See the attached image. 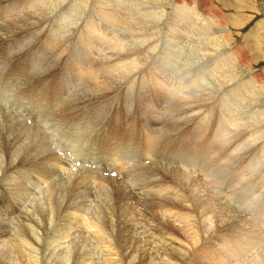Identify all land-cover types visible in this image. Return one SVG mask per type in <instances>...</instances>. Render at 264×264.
<instances>
[{"label":"bare ground","instance_id":"1","mask_svg":"<svg viewBox=\"0 0 264 264\" xmlns=\"http://www.w3.org/2000/svg\"><path fill=\"white\" fill-rule=\"evenodd\" d=\"M133 1L135 4L130 7L128 0H0V54L4 59L20 58V66L17 67L19 73L13 76L14 83L5 81L2 89L0 88L2 95L8 97L6 86L10 88L13 84H18L17 80L18 76L22 75L21 72L35 76V83L39 82V86L45 84L43 89L52 91L53 94L45 98L44 106L42 101L36 100L32 108L39 110L42 107L50 108L51 104L55 106L54 104L66 99L67 105L61 107L62 113L57 114L50 108L52 111L45 112L43 120L46 119L51 123L47 115L61 117V122L65 124L69 122L63 129L69 131V136L74 134L70 127L74 128L82 122L81 118L75 116L82 108H91L88 112H92V116L104 115L110 124L104 127L102 138L94 139L97 144L95 149L100 151L98 150L96 155L89 150V152L85 151L84 155L86 156L87 153L96 155L91 160H96L99 164L102 162L101 166L107 165V168L114 167L112 169L117 173L125 169L128 172L119 174L121 178L119 181V178L115 180L113 177H106L99 166H84L85 161L79 162L81 153H77L78 157L75 159L74 155L68 154L66 148L59 143V139L57 140L54 135L51 138L44 131L39 124L42 117L38 116L41 117L38 120L37 115L33 114L34 109H29L34 116L27 117L29 115L19 113L17 109L5 104L7 101L4 99L3 101V97L0 96V122L3 123V132L0 130V146L5 151L4 156L0 151V264H11V260L7 258L12 248L17 249L18 258L22 263L27 258L28 264H41L39 251L50 250L52 245L54 247L57 245H54L57 242L56 232L60 233L59 237L61 235L65 237L63 234L66 233V227L71 222H77L80 216H84L82 213L86 210V198L91 194L92 183L102 186L109 180L117 187L113 194H119V208L123 209L129 200L135 199L140 203L142 200L148 210H154L153 215H159L162 219L151 232L155 238L158 236L157 242L148 239L150 244H153L151 246L155 245V252H159L160 255L158 254L157 258L143 256L142 261L140 260L144 262L143 264H196V259L190 255L191 249L202 252L206 247L218 253L215 264H232L242 260L246 261V264L264 263V248L261 252L249 255L252 248L264 241V219L258 217L257 221L253 219L252 222L243 218L235 220L239 167L263 162L264 144L257 148L252 142L264 138V101H259L258 108H255L256 98L253 96L259 92L255 93L257 84L261 83L260 86L264 84H262L264 75L253 73L257 68L252 72L248 70L244 80H241L237 70L240 63L244 64L243 60L247 59V54L242 48L236 49L232 42L233 38L230 37L229 27L221 25V21L227 24L230 19V14L228 15L224 10L219 16L221 19L215 22V12L212 13L213 15L203 16L205 15L203 0L198 2L195 0L194 3L191 2L192 0ZM243 1L241 0V3ZM222 2L225 3L224 6L232 5L228 0ZM236 3L233 2L234 8L239 7ZM85 4L86 8L89 7V11L83 9L82 12V5ZM239 16L237 15L231 24L236 25L235 20ZM200 20L203 23H199ZM179 21L186 24L177 26ZM107 23L111 25L108 26ZM179 24L181 25L180 22ZM107 28L112 34L109 39H107ZM118 30L125 33H120ZM127 35L135 36L140 42L133 44L131 41L133 38L129 39L131 42H125ZM182 36L186 41L179 42ZM251 37L250 32L245 38L246 45L250 43ZM189 42H191L189 47L192 46V54L182 55L188 48L185 50L177 48ZM100 46L104 48L100 49ZM238 49L242 51L241 55ZM252 50L255 51V48ZM60 60H62L61 65L57 67ZM143 63H148L145 68L141 66ZM124 84V95L118 108L113 109V115L107 118L109 109H112V102L107 100V94ZM32 92L31 90V95ZM21 100V98L19 102L15 100L14 104L25 106V111L28 105L23 104L22 101L25 100ZM88 101L92 102L88 103ZM247 106L254 109L250 108L251 114L245 118L240 108ZM245 112L247 113L248 110ZM261 115H263V125L255 122L256 118L259 117V120L262 118ZM129 121L133 123L131 127L127 125ZM134 130L137 131V143L132 145L134 140L130 138V133ZM155 142L157 143L155 150L151 152L153 148L151 145ZM165 142H168L169 151L165 150ZM244 146L253 149L248 155L240 156L239 150ZM147 159L151 160L150 165L144 164ZM130 162L132 165L127 167ZM26 165H29L28 169L34 170L40 178L48 181L50 178L54 181L59 176L61 182L63 179L61 175L64 172L68 174L67 176L70 172L69 178L73 176L75 178L68 195L60 188L61 186L59 187V182L50 186L51 191L60 192V194L57 192V195L66 193L63 194L67 198L66 202L64 201V209L68 212L64 218L57 220L54 233L45 232L47 235L42 239L39 236V229L55 220L53 216L52 221L51 215L61 209L63 200L61 198L62 201H59L58 197L48 198V206L39 204L36 208L32 203L33 208L29 207L22 214L18 204L23 201L22 205H24L29 188L23 187L25 183L22 185L21 179L17 180L9 174L11 170ZM80 166H82L81 173L78 171ZM22 178L25 181L27 174ZM67 183L69 184V179ZM11 188L15 190L12 191ZM4 189L9 190L7 192ZM109 189L107 187V190ZM99 191L102 192L101 189H98ZM13 198H15L14 203L11 202ZM70 199H74L73 205H68ZM128 209L132 211V208ZM121 217L125 220L122 215ZM96 221L90 219L88 223L89 225L94 223L92 227H96L95 223L97 226L102 223ZM100 229L99 227L97 229L99 237L92 236L93 242L98 241L95 244L101 246H99L101 252L105 251L102 260L108 262L110 259L111 264H116L114 259L107 257V253H112L113 246L111 243H106L104 240L106 237L103 238L105 233L102 234ZM85 236L81 238L85 240ZM3 238L7 240L2 241ZM87 238L92 239L91 236V239ZM159 239L161 245L156 248L158 243L160 244ZM64 241L62 242L65 243ZM104 243L105 246L102 245ZM68 245L65 243L64 246ZM74 247H78L77 244ZM66 248H62L63 251ZM82 249H78L79 253L83 251ZM87 257L90 258V255ZM81 259L85 258L81 257ZM249 259L254 261L249 263ZM54 261L59 262L58 259ZM90 261L92 264L101 263L96 260ZM68 262L71 264L70 261ZM204 264L214 263L209 261Z\"/></svg>","mask_w":264,"mask_h":264},{"label":"rangeland","instance_id":"2","mask_svg":"<svg viewBox=\"0 0 264 264\" xmlns=\"http://www.w3.org/2000/svg\"><path fill=\"white\" fill-rule=\"evenodd\" d=\"M188 1H191V0H188ZM194 1L195 0H192L191 2L192 3H194ZM205 3H204V7H205V10H204V12H205V15H203V16H207L208 14H211V15H213L212 13L213 12H215L214 13V18H215V22L216 21H219L221 18H219V16H221V14H222V12H223V10H224V12H226V13H228V15L230 14V16H229V21L227 22V24H226V22L225 21H221V25H227L228 27H229V29H230V34H231V36L230 37H232V38H230V39H232V42H233V45L234 46H236V49L237 48H242L245 52H246V54H247V59L245 58L243 61H244V64L242 63H240L239 64V66H238V70H237V72H238V74H239V76H240V78H241V80H244V78L246 77V75L248 74V72L250 71V72H252V71H254V70H256L257 68V70L256 71H254L253 73H255L256 75H259V74H262L263 73V75H264V45H263V43H264V0H242L243 2L241 3V0H238V1H236V0H228V1H230V3H232V5H230V4H228V6H224L225 5V3L223 4V2H222V0H203ZM130 2H131V4H130ZM133 2V3H132ZM196 2H198V0H196ZM209 2V3H208ZM233 2L234 3H236V4H238L239 5V7H237V8H234V6H233ZM244 3V4H243ZM89 4H90V2H89ZM134 1L133 0H128V6H134ZM207 4V5H206ZM208 4H210V5H208ZM206 5V6H205ZM83 7V8H82ZM82 9H81V11L83 12L85 9V11H89V7L87 6V8H86V4L85 5H82ZM146 6H144V8H145ZM224 8H226V9H224ZM84 9V10H83ZM206 9H208V10H206ZM216 10H217V12H216ZM211 12V13H210ZM232 13V14H231ZM239 13V14H238ZM89 15H90V12H89ZM235 17H234V16ZM239 16V17H237V19L235 20L236 21V25H233V24H231V21L233 20V19H235L236 18V16ZM242 15V16H241ZM244 15V16H243ZM241 17H243V18H241ZM219 18V19H218ZM241 18V19H240ZM247 20H246V19ZM240 19V20H239ZM239 20V21H238ZM179 22L181 23V25L179 24ZM178 22V24H177V26H183L184 24H186L185 22L184 23H182L181 21H179ZM206 22V21H205ZM224 22V23H223ZM199 23H203V21L202 20H200V22ZM230 23V24H229ZM108 24V23H107ZM111 24H108V26H110ZM116 26H118V25H116ZM259 26V27H258ZM261 26V27H260ZM257 28V29H256ZM107 30H108V28H107ZM235 30V31H234ZM118 31H120V30H118ZM118 31H117V33H118ZM122 32H124V31H120V33H122ZM250 32L252 33V37L250 38L251 39V41H250V43L248 44V45H246V36H247V34H250ZM125 33V32H124ZM123 33V34H124ZM255 33V34H254ZM258 34V35H257ZM128 36H130V37H128ZM133 35H127L126 36V38H125V42H131V41H133V44L135 43L136 44V42L138 43V42H140L139 40L137 41V39H135L136 37L135 36H133ZM257 36V37H256ZM110 37H112V34L109 32V30H108V32H107V39H109ZM128 37V38H127ZM133 38V39H132ZM184 37L182 36V38L179 40V42H184V40L186 41V39L184 38ZM128 39V40H127ZM129 39H132L131 41L129 40ZM134 39H135V41H134ZM183 39V40H182ZM182 40V41H181ZM254 41H256V42H254ZM259 42H260V45H259ZM263 42V43H262ZM188 43V42H187ZM262 43V44H261ZM256 44H257V46H256ZM191 45V42H189V44H187V45H183L181 48H177V49H179V50H185V49H187V51L185 50L184 52H185V54H182V55H186V54H192L191 53V51H192V46H191V48L189 47ZM237 45H239L238 47H237ZM186 46H188V47H186ZM246 46H247V48H246ZM251 46V47H250ZM253 46H255V47H253ZM259 46H260V48H259ZM262 46V47H261ZM258 47V48H257ZM102 48H104V46H100V49H102ZM255 48V51H253L252 49H254ZM176 49V51H178ZM189 49H191V50H189ZM250 49V50H249ZM239 50V49H238ZM90 52H91V49L89 50ZM101 51V50H100ZM190 51V52H189ZM253 51V52H252ZM240 52H241V54H242V51L241 50H239L238 51V53H239V55H241L240 54ZM182 53V52H181ZM248 53H249V55H248ZM251 53H252V55H251ZM253 53H255V54H253ZM107 54H108V52H107ZM261 55V56H260ZM263 56V57H262ZM107 57H108V55H107ZM253 58V59H252ZM262 58V59H261ZM6 59H8L7 61H6ZM6 59H4L3 58V56L0 54V88L2 89V87L4 86V84L6 83V82H13L12 81V79H13V76H17L18 75V71H17V67H19L20 66V58L19 57H15V59L13 58V57H7ZM108 59V58H107ZM2 60V61H1ZM158 60H161L160 58H158ZM247 60V61H246ZM253 60V61H252ZM15 61V62H14ZM246 61V62H245ZM255 61V62H254ZM61 62H62V60H60V62L58 61V65H57V67L58 66H60L61 65ZM15 63H17V65L15 64ZM60 64V65H59ZM147 64L148 63H143L141 66L143 67V68H145L146 66H147ZM164 64V63H163ZM250 64V65H249ZM249 65V66H248ZM246 66V67H245ZM254 66V67H253ZM11 67V68H10ZM15 70H14V69ZM13 69V70H12ZM11 70V71H10ZM249 70V71H248ZM8 71V72H7ZM248 71V72H247ZM262 71V72H261ZM170 71L168 70V73H169ZM11 73V74H10ZM22 73V75H20V76H18V80H17V83L18 84H13L12 86H13V88H12V86L10 87V88H8V86H6L7 88H6V91H8V93H9V95H7L8 97V99L6 98V96L5 95H2V90L0 89V96H1V98H2V100L4 99V100H6L7 101V103H5V104H7V105H9V106H11V107H13V108H15V109H17V111L19 112V113H25L26 115H29V116H27V117H31L32 118V116H34V115H37V118H39L38 120H40L41 119V117H42V120L40 121L41 123H39L41 126H42V128L44 129V131H46V133L52 138V136L54 135V137L59 141V143L61 144V145H63V147L64 148H66L65 150L68 152V154H70V155H72L73 154V150H76V151H78V153H81V158H83V157H85V155H84V152L85 151H88L89 152V150L90 151H93V153L94 154H96L97 155V151L99 150L100 151V149H95V147H97V144L95 143V141H94V139L96 140L97 138H102V136H103V134H104V127L108 124H110L109 122V120L108 119H106V117H104V115L102 116V114H101V116L100 117H96L95 115H91V113L92 112H88L91 108H89V107H85V108H82V112L81 111H78L77 113H76V115L75 116H78L79 117V119L81 118V121L82 122H80V124L78 123L74 128H73V126H71L70 128H71V131H72V133H74V134H72L71 136H69V131L67 130V132L66 131H64L63 129H65L67 126H68V124H69V122H67L66 124L64 123V122H61V117H59V116H57V118H55V117H52L51 115H47L50 119H51V123H50V121H48L47 122V120L45 121V120H43V114L45 115L46 113H48L47 111H49L50 110V108L53 110V112L54 111H56L57 112V114H60V113H62L61 112V107H63L64 105H67L66 104V99L65 100H63V101H61V102H59V104H54L55 106H53V104H49L50 105V108H49V106H48V108L47 107H42V109H37V108H32V107H34L33 106V104H34V101H36V100H39V101H42L43 102V106L45 105V102H44V100H45V98L46 97H50L52 94H53V92L52 91H47V90H44L43 88L45 87V84L44 85H40L39 86V82H36L35 83V80H36V78H35V76H33V75H26V74H24V72H21ZM247 73V74H246ZM7 74V75H6ZM243 75V76H242ZM27 77V78H26ZM32 77V78H31ZM5 79V80H4ZM20 80V81H19ZM47 80H49V79H47ZM6 81V82H5ZM4 82V83H3ZM3 83V84H2ZM14 83V82H13ZM264 83V78H263V82H262V84ZM258 86H256L257 88H255L256 89V91H255V93L257 92V91H259V92H257L255 95H253V96H255V98H256V102H255V108H258V106H257V104H259V101H264V97L263 98H261L262 96H264V93L262 92V91H264V84L262 85V86H260L261 85V83L260 84H257ZM44 86V87H43ZM124 86H125V84L123 85V86H121L120 88H118V89H116V90H114L113 92H111V93H108L107 94V100L108 101H110V102H112V109H116V108H118V105H119V103H120V101H121V98H122V96L124 95V90H125V88H124ZM15 87H17V88H15ZM27 89H28V91H30V92H28L27 91ZM31 90L33 91L32 92V95H31ZM16 91V92H15ZM47 91V92H46ZM37 92V93H36ZM47 93V94H46ZM257 95V96H256ZM260 95V96H259ZM22 96V97H21ZM23 96H26V98L25 97H23ZM33 97V98H32ZM20 98L22 99V100H25V101H22L23 102V104H26V105H28L27 106V110H29L30 108L31 109H34V115L31 113V111L29 112V111H27V110H25L24 111V108H25V106H20V105H15L14 104V101L15 100H17L18 102L20 101ZM23 98H25V99H23ZM260 98V99H259ZM19 99V100H18ZM34 99V100H33ZM3 100V101H4ZM93 101V100H92ZM92 101H88V103L89 102H92ZM29 104H30V106H29ZM253 104H254V102H253ZM90 106H93L92 104H90ZM44 108V109H43ZM45 108H47L46 109V111H45ZM103 108H104V106H103ZM123 108V107H122ZM250 108H253L254 109V107H241L240 108V111H241V113H244L242 116L244 117L245 116V118H246V116H248V115H250L251 114V109ZM23 110V111H21V110ZM37 109V110H36ZM52 110H50V111H52ZM248 110V112L246 113L245 111H247ZM250 110V111H249ZM41 113H40V112ZM58 111H59V113H58ZM46 112V113H45ZM85 112V113H84ZM108 114H110V115H108ZM107 114V118H108V116L110 117L111 115H113V113L111 112H109ZM41 115V117H38V116H40ZM51 116V117H50ZM95 116V117H94ZM263 115H261V117H262ZM93 117V118H92ZM101 118V119H100ZM97 119H100V120H97ZM126 119H128V118H126ZM262 119V120H261ZM28 120L29 121H32L33 122V120L32 119H29L28 118ZM54 120V121H53ZM58 120V121H57ZM60 120V121H59ZM101 120H103L102 122H101ZM43 121H45V122H43ZM84 121V122H83ZM43 122V123H42ZM54 122H55V124H54ZM60 122V123H59ZM106 122V123H105ZM255 122H257V123H259L260 125H263V117L262 118H260V120H259V117L258 118H256L255 119ZM34 123H36V122H34ZM86 125H85V124ZM91 123H92V125H91ZM94 123H96V124H94ZM82 124V125H81ZM89 124H90V126H89ZM99 124V125H98ZM133 125V123L132 122H128L127 123V125L129 126V127H131L132 125ZM0 125L2 126L3 125V123H1L0 122ZM50 125V126H49ZM53 125V126H52ZM80 125V126H79ZM85 125V126H84ZM97 125V126H96ZM107 125V126H108ZM1 126H0V130L3 132V126H2V128H1ZM47 126V127H46ZM79 126V127H78ZM49 130H48V129ZM79 128H81V130L79 129ZM88 128V129H87ZM90 128V129H89ZM93 128V130H95V131H91V129ZM97 128H98V130H97ZM78 129V130H77ZM86 129V130H85ZM103 129V130H102ZM242 128H240V130H241ZM62 130V131H61ZM80 130V131H79ZM89 130V131H88ZM97 130V131H96ZM1 131H0V134H1ZM55 131V132H54ZM74 131V132H73ZM78 131V132H77ZM82 131H84V132H82ZM52 132V133H51ZM58 132H60L59 134H58ZM77 132V134H75ZM79 132H80V134H79ZM87 132H89V133H87ZM93 132V133H92ZM100 132L102 133V134H100ZM135 132V133H134ZM51 133V134H50ZM62 133L64 134V136H62ZM98 133V134H97ZM68 134V135H67ZM95 134H96V136H95ZM78 135V136H77ZM88 135V136H87ZM95 136L94 138L92 137V136ZM67 136H69V137H67ZM74 136V137H73ZM77 136V137H76ZM90 136V137H89ZM132 136V137H131ZM1 137V136H0ZM61 137V138H60ZM130 138L132 139V140H134L133 141V144L132 145H135L136 143H137V131L136 130H134V131H132V133H130ZM71 139V140H70ZM86 139V140H85ZM72 140H73V142H72ZM77 140V141H76ZM82 140H85V141H82ZM257 141H253L252 142V144L254 145V146H256L257 148L258 147H261L263 144H264V138H258V139H256ZM259 140V141H258ZM80 141V142H79ZM92 141V142H91ZM87 142V143H86ZM94 142V143H93ZM205 141H203V143H204ZM259 142V143H258ZM75 145H74V144ZM85 143H86V145H85ZM159 143H162V142H159ZM166 143V142H165ZM168 143V142H167ZM167 143H166V146H167ZM263 143V144H262ZM93 144V145H92ZM155 144H157L156 142L155 143H153L152 145H151V147H153L152 148V151L151 152H154V150H155ZM75 146V147H74ZM105 146V145H104ZM166 146H164L165 147V150L166 151H169L168 150V146L166 147ZM70 147V148H69ZM79 147H80V149H79ZM0 151L3 153V156L5 155V151H4V149L2 148V146H0ZM2 149H3V151H2ZM251 149H253V148H250L249 146H244L243 148H241L240 150H239V153H240V156H246V155H248L249 153H250V151H251ZM80 150V151H79ZM205 150V149H204ZM158 151H159V149H158ZM157 151V152H158ZM206 151V150H205ZM83 153V154H82ZM91 154V155H90ZM88 155V156H87ZM96 155H93L92 153H87L86 154V156L87 157H96ZM7 157H8V154H7ZM75 159L78 157L77 156V154H74V156H73ZM137 157V155L135 156V158ZM38 158V157H37ZM80 158V157H79ZM134 158V159H135ZM200 158V157H199ZM263 158V162L262 163H253V164H250V165H247V166H245V167H243V166H241V167H239V173H240V176H239V183H238V193H237V197H236V203H235V211H236V217H235V220H241V218H243L245 221L246 220H248L249 219V221H251V220H258V217L260 218H263L264 219V157H262ZM19 160V159H18ZM18 160H17V162H18ZM77 161V160H76ZM83 161H85V160H83ZM79 162L81 163V160L79 159ZM86 163V165H84V166H87V167H91V165H88L87 164V162H85ZM133 163H135V161L133 160ZM101 164H102V162H100V164L97 162V165H94V166H99V167H101V169H103L102 171L105 173V175H106V177L107 176H109V177H113L115 180H117L118 178V180L120 181L121 180V178H120V175L119 174H126V173H128L127 172V169H125V170H123V172H121V173H117V172H115V171H113V169L112 168H114V167H108L107 168V165L105 166H101ZM144 164L145 165H150L151 164V161L148 163V162H144ZM28 166L29 165H26V166H24V167H21L20 169H14V170H11V172H10V174H9V176L10 177H12V175H13V178H15V179H17V180H20L21 179V181H22V185H23V187H28L29 188V192L27 193V195H26V204L24 203V205H22L23 204V201L20 203V204H18V208L20 207L21 209H22V214H24L25 212H26V210L29 208V207H31V208H33V204L32 203H34V208H36L39 204H43L42 206H48V204H49V201H47V200H49L48 198H50V199H54L55 197H58V199H59V201H62L63 200V205H62V207H61V209H58L56 212L54 211V214L53 215H51V217H52V221L54 220V217H55V220L52 222V223H50L49 225H47V224H45V226L44 227H41L40 229H39V236H40V238L42 239V237L44 236V235H47L45 232H52V233H54V229H55V226L57 225L56 224V222H57V220H59L60 218H64L66 215H67V212H68V210L66 211L64 208H65V206H64V204H65V202H66V200H67V198L66 197H64L63 196V194L65 195L66 193V195H68V191L70 190V188L73 186V184H74V180L73 179H75L74 178V176L72 177V178H69V176H70V172H69V176H67L68 174L67 173H63V175H61L62 176V180H61V182L59 181L60 180V178L61 177H59L58 176V178L56 177L55 179L56 180H52V178H50L49 179V181L48 180H45L44 178H40L39 176H38V174L34 171V170H32L31 168H29L28 169ZM106 167V168H105ZM81 168H82V166H80V168L78 169V171H80L79 173H81ZM76 169V168H75ZM109 169V170H108ZM18 170V171H17ZM107 170V171H106ZM21 171V172H20ZM75 171V170H74ZM109 171V172H108ZM73 172V171H72ZM112 172H113V174H112ZM126 172V173H125ZM101 173V172H100ZM99 173V174H100ZM7 174H8V171H7ZM25 174H27V179H25V181H23L22 179V176L23 175H25ZM65 174H66V176H65ZM111 175V176H110ZM118 175V176H117ZM15 176V177H14ZM17 177V178H16ZM19 178V179H18ZM40 179V180H39ZM68 179H69V184L67 183L68 182ZM71 179V180H70ZM109 179V178H108ZM57 182H59L58 183V185H59V187L63 190V191H65L63 194H61V195H57L58 193L57 192H59V191H57V190H52L51 191V188H50V186L52 187V185L54 184V183H57ZM47 183V184H46ZM52 183V184H51ZM49 184V185H48ZM66 184H68V186L66 185ZM106 184V185H105ZM105 184H103L102 186H98L97 185V183H92V190L91 189H89V190H91L90 191V193L91 194H88V195H90L89 197H87L86 198V202H87V204L85 205V211H83V213L82 214H84V216L82 215V216H80L81 218H78L77 220L79 221H77V222H71V224H69L67 227H66V233L65 234H63V235H65V237H67L66 239H65V237L64 236H62L61 235V237H59V235L58 234H60L59 232H56V235H57V242L59 243H57V242H55V244L54 245H56L55 247L52 245L51 247V251L50 250H45V249H42V251L40 250L39 251V259L40 260H42L41 261V264H69V262L68 261H70L71 262V264L72 263H74L75 261V263L74 264H89V262H90V264H92L91 263V261L90 260H93V261H100L101 263H103V264H111V262H110V259L108 260V262H107V260L106 261H104V260H102L103 258H104V255L103 254H105V251H103V252H101V250H100V247L97 245V244H95V243H98V241H96V242H93L94 240H93V235H97L98 236V227L99 228H101L100 229V231L102 232V234H104V236H103V238L104 237H106V238H104V240H106V243L108 244V243H111V245L113 246V248H112V253L110 254V253H107V257H109V258H112V259H114L115 261H116V264H143L144 262H141L142 261V257L143 256H151V257H156L157 258V256H158V254L160 255V253L159 252H155V245L154 246H151V245H153V244H150V241H154V242H157V238H158V236H157V238H155V235H153V234H151V232L153 231L152 230V228H154V226H157L158 224H160V221H162V219H160L159 218V215H153V211L154 210H148V207H147V205H143L144 204V202L141 200V203H142V205H141V203L138 201V202H136L135 201V199H132V200H129L128 202H126L125 203V205H124V208L123 209H121V207L119 208V206H120V204L118 203V202H120V200L118 199V196H119V194L117 195V194H113V191H115V190H117V187L115 186V183H110V180H109V182L107 181V182H105ZM33 185V186H32ZM37 187H36V186ZM65 185V186H64ZM105 185V187H103ZM40 186V187H39ZM49 186V187H48ZM70 186V187H69ZM95 186V187H94ZM35 187V188H34ZM62 187H64V188H62ZM100 187V188H99ZM103 187V188H102ZM107 187H108V189L109 190H107ZM111 187H113V188H111ZM41 188V189H40ZM105 188V189H104ZM66 189V190H65ZM68 189V190H67ZM98 189H101V191L102 192H98ZM103 189V190H102ZM5 191H7L8 192V190L9 189H4ZM11 190L12 191H14L15 190V188H11ZM44 190V191H43ZM106 190H107V192H106ZM131 190V189H130ZM135 190V189H134ZM132 191H133V189H132ZM103 192H104V194H103ZM107 194H106V193ZM110 192H111V194H110ZM57 193V194H56ZM100 193V194H99ZM137 193V192H136ZM59 194H60V192H59ZM99 196H98V195ZM109 194V195H108ZM32 195V196H31ZM73 195V194H72ZM108 195V196H107ZM134 195V194H133ZM59 196H61L60 198H59ZM17 197V196H16ZM33 197V198H32ZM73 197H74V195H73ZM72 197V198H73ZM76 197V196H75ZM136 197L138 198V195H136ZM61 198H62V200H61ZM252 198V200H250ZM255 198V200H253ZM14 200L13 201H11L12 203H14L15 202V198H13ZM35 199V200H34ZM45 199V200H44ZM33 200V201H32ZM39 201V202H37V201ZM72 200H74V199H72ZM71 199H70V202H68L69 204L68 205H73L74 204V201H72ZM77 200L78 201H81V199L80 198H77ZM99 200V201H98ZM118 200V201H117ZM248 200V201H247ZM65 201V202H64ZM240 201V202H239ZM44 202V203H43ZM117 202V203H116ZM238 202V203H237ZM137 203H139V204H137ZM240 203V204H239ZM253 203V204H252ZM46 204V205H45ZM101 204V205H100ZM104 204V205H103ZM119 204V205H118ZM98 205V206H97ZM132 205V206H131ZM136 205V206H135ZM135 206V207H134ZM138 206H139V208H138ZM142 206V207H141ZM23 207V208H22ZM39 208V207H38ZM102 208V209H101ZM126 208V209H125ZM128 208H132V211L131 210H129ZM137 208V209H136ZM121 209V210H120ZM127 209H128V211H127ZM237 209V210H236ZM91 210V211H90ZM114 210V211H113ZM125 210V211H124ZM137 212H136V211ZM102 212L101 214H100V212ZM149 211V212H148ZM254 213H253V212ZM57 212H58V214H57ZM85 212H86V214H85ZM132 212V213H131ZM135 212V214H133ZM97 213V214H96ZM98 213H99V215H98ZM124 213H126V215H124ZM129 213H130V215H129ZM133 215V217H132V215ZM151 214V215H150ZM257 214V215H256ZM61 215V216H60ZM111 215V216H110ZM121 215L125 218V220L121 217ZM260 215V216H259ZM31 216V215H30ZM54 216V217H53ZM58 216V217H57ZM71 216H72V214H71ZM95 216V217H94ZM109 216V217H108ZM120 216V217H119ZM16 218H17V215L15 216ZM82 217H84V219L82 218ZM131 217V218H130ZM255 217V218H254ZM58 218V219H57ZM90 219L91 220H97L96 222H102V223H100V225H98L97 226V224L95 223V225H96V227H92L93 225H94V223H92L93 225H89V223H88V221H90ZM132 220V221H131ZM43 221H44V219H43ZM107 221H109V222H107ZM134 221H135V223H134ZM153 221V222H152ZM82 222H84V223H82ZM111 222V223H110ZM128 222V223H127ZM131 222V223H130ZM133 222V223H132ZM252 222V221H251ZM151 223V224H150ZM153 223V224H152ZM84 224V225H83ZM136 224V225H135ZM72 225V226H71ZM90 227H88V226ZM111 225H113V226H111ZM76 226V227H75ZM237 226H239V225H237ZM49 227V228H48ZM89 228V230H88V228ZM263 227H264V224H263ZM86 228V229H85ZM124 228V229H123ZM144 228V229H143ZM85 229V230H84ZM92 229V230H91ZM41 230V231H40ZM124 230V231H123ZM149 230V231H148ZM43 231V232H42ZM84 231H87V233L86 232H84ZM86 233L85 235H84V233ZM93 232V233H92ZM109 232V233H108ZM113 232V233H112ZM147 232V233H146ZM167 232V231H166ZM95 233H97V234H95ZM123 233V234H122ZM89 234V235H88ZM78 237H77V236ZM106 235V236H105ZM140 235H141V237H140ZM86 237L85 238V240H84V238L82 239L81 237ZM90 236H91V238H90ZM93 236V237H92ZM96 236V237H97ZM170 236V235H169ZM178 236L179 237H181V235L180 234H178ZM76 237V238H75ZM87 237H89V239H91V240H88V238ZM99 237V236H98ZM59 238V239H58ZM64 240H66V241H64ZM75 238V239H74ZM108 238V239H107ZM121 238V239H120ZM135 238V239H134ZM144 238V239H143ZM61 239V240H60ZM140 239V240H139ZM150 241H149V240ZM157 239V240H156ZM6 241L7 240V238H3L2 239V241ZM60 240V241H59ZM70 240V241H69ZM78 240H79V242H78ZM84 240V241H83ZM86 240H88V241H86ZM98 240V239H97ZM137 240V241H136ZM13 241H14V237H13ZM62 241H64L65 243H66V245H68V244H72V245H68V246H64L65 245V243H63ZM81 241V242H80ZM120 241V242H119ZM141 241V242H140ZM68 242V243H67ZM71 242V243H70ZM75 242V243H74ZM78 242V243H77ZM85 242V243H84ZM147 242V243H146ZM149 242V243H148ZM158 242H160V239H159V241ZM113 243V244H112ZM60 244H62V245H60ZM64 244V245H63ZM76 244H77V246L78 247H74V245L76 246ZM93 244V245H92ZM260 244H261V246L262 247H260ZM59 245H60V247H59ZM88 245V246H87ZM92 245V246H91ZM102 245H104L105 246V243L104 244H102ZM115 245V246H114ZM148 245V246H147ZM161 245V242H160V244L158 243V245L156 246V248H159V246ZM82 248H84V249H86V251L84 250V249H82ZM130 246V247H129ZM132 246V247H131ZM145 246V247H144ZM149 246H151V247H149ZM67 247V248H66ZM88 247V248H87ZM144 247V248H143ZM147 247V248H146ZM261 249H260V248ZM55 250H54V249ZM62 248H66V250H67V254H65L66 253V250H64L63 251V249ZM99 248V249H98ZM116 248V249H115ZM146 248V249H145ZM149 248V249H148ZM154 248V249H153ZM262 248H264V241L263 242H260L257 246H255V248H252L251 250L253 251H250V253H249V255H252V254H255L256 252H261L262 251ZM13 249V250H12ZM12 249H10V250H12V252L10 253V257L8 256V260H11V264H13V262H14V264H28V260H27V258H25V260H24V263H22L21 261H20V258H18L19 256V253H18V251H17V249L16 248H12ZM58 249V250H57ZM59 249L60 250H62V251H59ZM69 249H71V251H72V249H74L72 252L71 251H69ZM78 249H82L83 251H80V253H79V250ZM97 249H98V251L100 252L99 254H98V251H97ZM130 249V250H129ZM78 250V251H77ZM90 250V251H89ZM142 250V251H141ZM150 250H152V251H150ZM154 250V251H153ZM192 250V252H190V255L192 256V257H194V259H196V261H197V263L196 264H204V263H207V262H209V261H212L214 264H215V262H216V257L218 256V253H216L214 250H212V249H209V247H206L202 252H198V251H193V249H191ZM15 251V252H14ZM48 251V252H47ZM56 251V252H55ZM74 251H75V253H74ZM87 251H88V253H87ZM91 251H93L94 252V254H92L93 252H91ZM148 251V253H146V252ZM17 252V253H16ZM68 252H71L70 254H68ZM91 252V253H90ZM41 253H43V254H41ZM58 253H59V255H58ZM62 253V254H61ZM73 253V254H72ZM81 253H82V255H81ZM86 253H87V255H86ZM90 253V254H89ZM152 253V254H151ZM14 254V255H13ZM50 254H51V256H50ZM71 254L73 255V256H71ZM76 256H75V255ZM79 254V255H78ZM92 254V255H91ZM101 254V255H100ZM114 254H115V256H114ZM150 254V255H149ZM17 255V256H16ZM66 255H68V256H66ZM90 255V258H92V259H90L89 257H87V256H89ZM69 257V256H71L70 258H68V259H64L63 257ZM55 257H58V258H55ZM81 257L82 258H85V259H81ZM99 257V258H98ZM101 257V258H100ZM71 258H73V259H71ZM88 259V262H87V259ZM148 258V257H147ZM15 259V260H14ZM54 259H58L59 260V262H55L54 261ZM61 259V260H60ZM77 259V260H76ZM101 259V260H100ZM134 259V260H133ZM150 259V258H149ZM148 259V260H149ZM8 260H7V262H8ZM19 260V261H18ZM64 260H68L67 262H65ZM141 260V261H140ZM48 261H52V262H48ZM74 261V262H73ZM134 261V262H133ZM254 261V259H249V263H252ZM17 262H19V263H17ZM21 262V263H20ZM27 262V263H26ZM120 262V263H119ZM128 262V263H127ZM141 262V263H140ZM149 262H150V260H149ZM101 263H98V264H101ZM94 264V263H93ZM155 264H157V263H155ZM232 264H246V261H244V260H242V261H235V262H233ZM259 264V263H258ZM261 264H264V263H261Z\"/></svg>","mask_w":264,"mask_h":264}]
</instances>
